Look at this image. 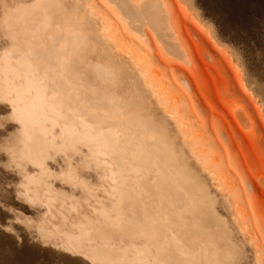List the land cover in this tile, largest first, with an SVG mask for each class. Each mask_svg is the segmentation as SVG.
<instances>
[{
	"label": "rangeland",
	"instance_id": "obj_1",
	"mask_svg": "<svg viewBox=\"0 0 264 264\" xmlns=\"http://www.w3.org/2000/svg\"><path fill=\"white\" fill-rule=\"evenodd\" d=\"M161 1L176 50L107 0H0V264H130L142 223L159 229L177 209L152 197L157 220L144 217L134 184L156 195L172 178L182 210L213 207L199 245L215 246L216 264H264V4ZM81 26L134 77L106 74ZM73 59L82 85L61 77Z\"/></svg>",
	"mask_w": 264,
	"mask_h": 264
},
{
	"label": "bare ground",
	"instance_id": "obj_2",
	"mask_svg": "<svg viewBox=\"0 0 264 264\" xmlns=\"http://www.w3.org/2000/svg\"><path fill=\"white\" fill-rule=\"evenodd\" d=\"M77 1L79 3L82 2V0H77ZM107 1L109 2V4L111 6L115 5L116 7H118V9H120V11L118 13L123 18L127 27L129 29H131L134 33H136L140 36H143V34L142 35L139 34L141 29H142L141 26L147 25L148 27H150L151 30L154 31L155 36L158 38V41L162 42L166 48L171 49L170 46H172L174 50L177 49L176 45L174 43H172V41H171L172 34H171V30H170L168 12L166 10V6L163 3V1H161V0H142L138 3H135V2H129L128 0H115L116 2H114V4H113V2H111L109 0H107ZM78 10H82V6H79ZM85 22H86L88 27H91L90 26L91 23L89 20L85 19ZM82 29H83L82 33L85 34L87 40L89 39L93 43L95 49L97 51H99L98 54H99L100 58L106 61L107 65H108V67H107L108 71H106V74H109V72H111V73H115L116 75H119V76H124L126 74L130 77H134V75H132V74L130 75V73H128V71L126 72V69L124 70V66L122 67L121 66L122 64L117 61L116 58H119V57H115V56H113V54H111V52L108 48V46H110V43L105 42V39H103V37L100 36L99 30L92 28V30H90V34H88L87 31L85 30L84 26L82 27ZM74 63H76L74 59H73V61L72 60L70 61L68 66L65 67L66 72L62 73L63 76H61V77L65 81L68 80L71 83V85H73V86L75 84L77 86L82 85L83 84L82 78L79 76V73L76 72V70H75V65H76V67H78V66H77V64H74ZM94 72L96 73V75H98V73H99V75L104 74V73H102V71L94 70ZM57 79L60 80V78H57ZM134 79H135V81H137L136 77ZM71 85L69 84V86H71ZM63 92H66V91H63ZM72 93H74L73 97L75 96L74 98L76 100H79V99L81 100L83 97L82 92L79 89V87L75 88L72 91ZM85 99L90 100L91 97L89 95H87V97L85 96ZM72 115L74 116L73 112H72ZM127 134H128V132H127ZM127 134L124 137H126V140L130 141V137H129L130 135L129 134L127 135ZM116 142H114V146L117 147L119 143H116ZM115 143L117 145H115ZM150 143H154V142L150 141ZM155 145H156V147L160 146V145H157V143H154V145L153 144L150 145L151 146L150 152L154 151L153 146H155ZM161 151L163 152L162 149H161ZM163 154L164 153H162L161 156ZM157 157L155 156V159H154V166H155L154 170L158 173V174L157 173L156 174L159 175L161 178H166V174H167V170L169 168V165H165L163 163L164 160L159 159V158L157 159ZM162 181L163 180H161L160 182H156V184H155V187H154L155 190L154 191H155L156 195H153V193H152V191H150V189H147V188L145 189L144 187H142V183L140 181L139 182L136 181L134 184L135 190L137 191V193L140 192L143 195V198H144L143 200L146 202V205L144 202H141L142 213H143L144 217L147 216L148 219L151 218L152 220L155 218V216H152L153 215L152 214L153 209L148 210L146 207L148 201L150 200L148 198H152V197L153 198L155 197L154 200L156 201L158 208H162L166 204H168L170 206L176 207L177 209L175 210L176 213H173L171 215L161 216L160 214H158L159 216H157L156 218H158V222L161 223V227L159 226L160 227L159 229L154 230V228H152L153 226L149 227L150 225L146 226L145 224L142 223V228L147 233V238H146L145 243L141 249V252L142 251L143 252L141 253V256L138 259H136L135 261L132 260L130 262V264H177L176 259L179 256L178 249L180 247H185L188 250L193 251V252H190V256H191L190 257L191 259H189L190 264H216L217 263V261H216L217 256L215 255V246L212 243L210 245L207 243H205L207 245L202 244L201 247L199 245V241H200L199 238H201V236H204L205 234L207 235L206 232L209 230V227H210L209 225L217 219V218H215V215H214L215 212L212 211L213 209L211 210V208H213V207H210L211 205L206 204L208 206L205 209H203L202 208L204 206V204H203V206L201 207L202 209L197 208V209H193L190 211L189 210H186V211L182 210L181 207H182V204L184 201L182 200V197L177 192V188L181 187L180 186L181 182H179L177 179L172 178L171 182H169L167 185H165V184H163ZM191 186H193V185H191ZM182 192H184V191H182ZM191 192H192V190H191ZM137 195H139V194H137ZM138 197H140V196H138ZM138 197H135V198H138ZM195 198H193V199H195ZM210 202L211 201H209V204H210ZM131 203L132 202H130L128 199H124V203L122 202V205L125 204V206L127 208L128 206L131 205ZM162 211L163 210H160L159 213H161ZM182 212H190V213L185 214ZM153 213H154V211H153ZM136 216H137L136 213H132V215L130 217L133 219ZM101 227H102V225H101ZM165 227H168L169 231L164 230ZM87 230L90 233V238H93V237L96 238V237L100 236L99 233H101V231H99L98 229L94 228L93 226H92V228L88 229V228H86L85 225H83L82 230L80 231L81 237H83V233ZM194 243H196L197 245ZM208 243H210V242H208ZM193 245H195V247H192ZM225 250L228 251L227 248ZM137 251L138 250L134 251L133 256L137 255ZM185 263H187V261L183 260L182 264H185Z\"/></svg>",
	"mask_w": 264,
	"mask_h": 264
},
{
	"label": "trees",
	"instance_id": "obj_3",
	"mask_svg": "<svg viewBox=\"0 0 264 264\" xmlns=\"http://www.w3.org/2000/svg\"><path fill=\"white\" fill-rule=\"evenodd\" d=\"M251 1L253 2V0H245L246 3H251ZM263 4H264V0H261V5H263Z\"/></svg>",
	"mask_w": 264,
	"mask_h": 264
}]
</instances>
